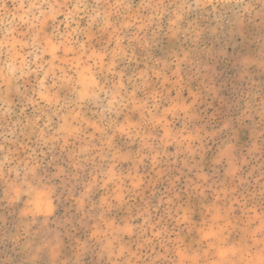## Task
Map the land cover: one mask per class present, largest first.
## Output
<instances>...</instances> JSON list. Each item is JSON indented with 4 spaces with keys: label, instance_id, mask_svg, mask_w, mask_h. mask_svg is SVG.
<instances>
[{
    "label": "rangeland",
    "instance_id": "rangeland-1",
    "mask_svg": "<svg viewBox=\"0 0 264 264\" xmlns=\"http://www.w3.org/2000/svg\"><path fill=\"white\" fill-rule=\"evenodd\" d=\"M158 3L164 14L144 28L155 14L141 5ZM122 4L105 25L13 22L17 45L35 41L20 54L42 57L45 72L20 81L14 115H0V159L10 152L34 176L21 196L14 176L0 179V264H200L206 251L242 254L260 229L264 0ZM101 89L110 112L89 101ZM150 92L163 99L144 125Z\"/></svg>",
    "mask_w": 264,
    "mask_h": 264
},
{
    "label": "clouds",
    "instance_id": "clouds-1",
    "mask_svg": "<svg viewBox=\"0 0 264 264\" xmlns=\"http://www.w3.org/2000/svg\"><path fill=\"white\" fill-rule=\"evenodd\" d=\"M10 0H0V23L4 25L6 39L0 42V115L3 117L13 116L14 105L10 102L9 97L15 91L17 94L20 89L17 87L20 81H24L34 74L38 75L45 72V62L42 57L34 55V52L28 51L26 54L21 55L20 53L24 51L25 48L31 49L35 45V41L31 43H26L25 45H17L15 43V37L13 33L16 32V28L13 27L14 21H22L30 27V29L39 31L45 26L49 20L55 21L58 16H63L65 27L68 24L75 23L78 24L76 18H83V16H88L90 20V25L95 24L97 21H103V25L107 23L108 17L114 15L113 10L119 11L121 7L127 8L128 5H123L122 0L116 4H107V0H19L18 3L14 2V11L10 12L8 8V3ZM107 4V7H103ZM141 7H151L154 17H149L148 23L144 24V28H148L151 25L153 19H159L160 16L164 14L163 3H158L155 5H144ZM184 5H179L177 11L174 13L176 19L172 22L177 24V22L182 18V12ZM139 10H137L138 12ZM11 16V19H9ZM69 34H74L69 32ZM28 33H24L23 36H27ZM142 39V37H140ZM147 41H145V46ZM79 51V49H77ZM49 71H51L49 69ZM153 74L158 78L162 76V71L157 72L153 70ZM71 79V78H69ZM147 88L148 77L146 78ZM76 81H72V85H75ZM58 86H63L61 84V79L57 77L53 80V83L47 89V91H52ZM71 86V85H70ZM73 87V91H75ZM93 91L89 96V101L95 100L103 105L105 112L112 111V104L114 101L109 100L108 104H104V101L100 98V92ZM105 98L108 97V93H104ZM83 97L80 93L77 96V100L74 103H78L79 99ZM163 97L156 92L146 93L143 105H141L143 112L147 113L144 119V125L151 124L155 118L154 112ZM151 106H149V102ZM32 172L31 167L24 161H17L15 155L7 152L0 159V179H4L7 182V177L14 176L15 178L9 183V189L11 195L21 196L23 189L27 188L31 191V184L29 183V177H34L30 175ZM228 227H224L219 230V232H213L210 238H218L223 232L227 231ZM257 233L264 234V219L261 221L260 229L254 230L251 233L252 246L251 248H246L242 254H236L228 259H209V253L206 251L203 254V258L200 259V264H264V238L257 240ZM259 247L258 251H253L256 247ZM214 245H209V248H214ZM198 258H192L191 264H197Z\"/></svg>",
    "mask_w": 264,
    "mask_h": 264
}]
</instances>
